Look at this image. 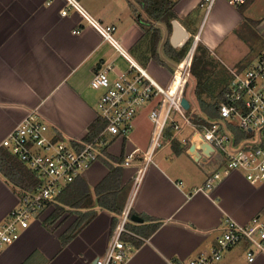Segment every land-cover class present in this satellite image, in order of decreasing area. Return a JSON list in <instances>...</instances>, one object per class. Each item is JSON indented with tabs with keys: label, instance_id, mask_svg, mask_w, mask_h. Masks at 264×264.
<instances>
[{
	"label": "crops",
	"instance_id": "obj_1",
	"mask_svg": "<svg viewBox=\"0 0 264 264\" xmlns=\"http://www.w3.org/2000/svg\"><path fill=\"white\" fill-rule=\"evenodd\" d=\"M75 1L100 25L114 27V37L131 58L164 86L170 83L189 46L202 45L208 50L202 52L208 54L209 60L216 51L222 52L225 41L235 35L245 46L242 55L245 57L234 62L226 55L228 61L215 58L229 73L231 67L224 62L243 68L264 50V47L252 50L255 44L247 42L245 37L264 30V18L255 19L253 13L261 0H251L243 7V11L251 12L250 18L226 0H215L209 10L204 0H174L176 16L170 21L171 31L166 24L152 21L134 0ZM64 10L68 11L66 15L62 14ZM214 14L223 21L226 17V21H213L212 30L205 33ZM139 19L151 22L153 29L160 31L161 41L156 49L153 29L148 31V26ZM166 46L173 54L167 53ZM208 60L200 67L207 65ZM123 61L127 62L126 66ZM108 65L114 66L113 79L119 73L130 72L128 61L80 11L68 6L67 0H0V146L32 112L39 114L48 126L47 134L57 140L89 142L95 138L98 134L91 137L90 133L94 124L102 120L97 107L101 91L94 90L90 82L96 72ZM189 84L187 99L204 112L197 88L190 93ZM217 103L216 100L212 105ZM150 108L140 110L128 138L108 136L105 152L109 159H99L62 193L66 201L74 202L87 194V206L70 208L58 200L31 223L18 241L0 251V264H95L106 251L117 216L131 194L139 159L149 145ZM104 125L103 121L102 130ZM134 151L137 159L131 166H125V158ZM216 168L198 154L196 145L187 151L181 142L165 143L140 178L133 215L144 222H133L130 226L140 238L127 237L138 243L132 242L135 250L126 264H187L198 253L215 245L226 218L241 225L255 216L264 218V184L252 186L239 172L224 178L210 192L189 196L204 185L208 174ZM113 171L116 175L110 180ZM20 196L19 187L0 173V226L19 205ZM57 206L73 212V217L68 220L65 215L69 213L65 212L53 228L46 226L50 215L44 218L45 214ZM85 216H88L86 221ZM79 222L82 223L79 232L64 246L63 236ZM156 223L160 227L146 236L147 228ZM219 264H264V256L250 263L243 244L228 251Z\"/></svg>",
	"mask_w": 264,
	"mask_h": 264
},
{
	"label": "built area",
	"instance_id": "obj_2",
	"mask_svg": "<svg viewBox=\"0 0 264 264\" xmlns=\"http://www.w3.org/2000/svg\"><path fill=\"white\" fill-rule=\"evenodd\" d=\"M215 0H204L208 10ZM241 7L251 0H226ZM68 6L80 11L108 43L130 65L129 73L111 78L114 66L96 72L90 86L101 91L98 102L103 130L89 142L63 141L49 136L37 112L30 113L2 142L0 148L11 151L35 175L37 184L32 191L23 192L19 205L0 226V251L19 240L22 233L50 206L58 202L65 189L87 172L99 159L112 138H128L135 128L140 110L151 107L148 117L152 125L149 145L139 159L138 171L131 194L117 216L105 253L95 264H126L135 250L125 237H138L130 226L133 202L143 171L153 162L155 154L165 143L181 142L187 151L196 145L198 154L215 164L204 185L189 196L212 191L217 183L239 172L252 186L264 184V50L248 66L231 69L225 99L214 106L215 116H208L186 97L191 78L196 47L185 55L166 86L156 81L139 66L114 37V27H103L93 20L75 0ZM67 10L62 12L67 14ZM188 101L186 108L183 99ZM190 153V151H189ZM194 153V152H193ZM193 153H191L193 155ZM137 151L127 155L123 164L131 166ZM182 187L183 185L180 184ZM208 251L198 253L187 264H219L224 255L239 245L246 246L250 263L264 256V218L255 216L241 225L230 218Z\"/></svg>",
	"mask_w": 264,
	"mask_h": 264
},
{
	"label": "trees",
	"instance_id": "obj_3",
	"mask_svg": "<svg viewBox=\"0 0 264 264\" xmlns=\"http://www.w3.org/2000/svg\"><path fill=\"white\" fill-rule=\"evenodd\" d=\"M138 5L146 12V14L149 16V18L152 21L161 22L168 26V30L171 31V24L170 21L173 19L176 14L174 12V4L170 0H136ZM248 5V4H247ZM241 6L240 11H243V7L247 6ZM139 22L143 25L148 26V31L153 29L151 22L144 21L142 19H139ZM153 38H154V48L156 49L157 44L159 41H161L160 31L153 29ZM204 50L208 53V50L202 46L197 45L196 52L199 54V52H202ZM166 51L169 55L173 54V51L166 46ZM196 54L194 57L193 65L191 68V77H194L197 81V87L200 88L204 84V75L205 71L201 69V65L204 64V59H202V54L200 56ZM183 54L180 56L182 57ZM201 89V88H200ZM227 90H223L217 99V102H222L225 99ZM199 101H200V107L201 109L207 113L210 116H215V112L213 110L212 104L207 103L204 99L201 98V94H199ZM103 127V121L98 120L96 124H94L92 130H91V137H94L95 135L99 134ZM91 137L88 138V141L91 140ZM17 158V157H16ZM9 151L5 149H0V173L14 186L19 187V191L21 195L23 192L32 191L34 190L37 179L34 176V174L22 163L21 161H18ZM103 159L108 158L109 155L107 152H104ZM115 170V169H114ZM118 170V168H116ZM116 175V172L113 171L110 176V180H112L113 176ZM80 195L77 200L72 201L71 199H68V201L65 200L64 194H62L59 197V201L63 203L64 205L70 207V208H85L88 203V195ZM74 205V206H73ZM65 207L63 206H57L54 213H52L49 218L47 219L46 226H50L52 223H54L60 216L65 214ZM88 216H85V221L87 220ZM82 223H76L74 226H72L66 234L63 236V245H67L79 232L81 228ZM160 227V223H156L155 225H151L147 228L146 236H150L153 234L158 228ZM127 239V237H125ZM146 239V238H144ZM131 242L137 244L138 241L135 239H131ZM140 245L143 244V241L140 240Z\"/></svg>",
	"mask_w": 264,
	"mask_h": 264
},
{
	"label": "rangeland",
	"instance_id": "obj_4",
	"mask_svg": "<svg viewBox=\"0 0 264 264\" xmlns=\"http://www.w3.org/2000/svg\"><path fill=\"white\" fill-rule=\"evenodd\" d=\"M134 1L136 2V0H134ZM171 2L176 6L177 3L174 2V0ZM136 4H138V3L136 2ZM175 6H174V8H175ZM236 9L239 13H241L245 17L250 18L252 16L251 12H246V10L242 12V11H240V8H236ZM253 13H254L255 19L259 20V19L264 18V0H261V2H259L255 5V8L253 9ZM213 21H218V22L223 23L226 21V17L224 18V21H223V20L217 18V14H214L209 20V25L206 27L205 33L207 32V30H209V31L212 30L211 29V23ZM245 35H246L245 37H246L247 42H250L252 45L255 44L254 46H252V50L257 51V50L261 49L262 47H264V30L261 33H259L258 31L257 32L253 31V32H251V34H245ZM192 48H193V45L189 46V49L187 48V53ZM196 48H197V46H196ZM221 51L222 52L216 51L215 52L216 55L214 57H211L209 60H208V54L207 53L199 52V54H198L196 52V49H195V53H194V57L196 54H198L200 56V54L203 53L202 58H205L204 62H206L205 60L209 61L208 63H206L207 65H205L203 68H201V69L205 68L204 69V71H205L204 80L206 83H205V85L203 84L202 86H200V88H201L200 89L199 87H197L196 79L194 77H191L190 78L191 82L189 84L188 90L190 93H193V91L196 90V88H197L196 93L198 94V96H199V94H201V98L204 99L209 104L215 103L218 95L220 94V92L222 90V88L225 85L230 84V82L232 81L231 73H229V71H227L226 68L222 67L223 64L222 63L220 64L218 62V60H216L215 58L218 59V57H219L221 60L228 61V60H225L226 58L224 55H226L229 57L230 62H234V60H236L238 58H239V60L241 59V56L244 55V51H246V49H245V46H243L237 40L236 36L234 35L228 41H225L224 47L221 48ZM187 53H185V55ZM185 55H184V57H185ZM243 57H245V56H242V58ZM193 61H194V59H193ZM246 61H244V62H246ZM123 63L125 64V65L123 64L124 66L127 65L126 61L125 62L123 61ZM224 63H226L227 66H229V68L231 67V69L235 68L234 66H231L232 64H230L229 62H224ZM197 94L194 93L196 98H197V96H196ZM195 106H196V104H195ZM54 210L55 209L53 208L49 212H47L45 214L47 216H45L44 218L51 215V213H54ZM66 212H68L69 215L66 216L65 215L66 213H65L62 216H60L54 223L51 224L52 228L54 227V225L58 224L61 221L60 218L64 217V215H65V217H67L68 220H70L73 217V212H71L70 210H68ZM68 220L66 222H69ZM63 226H65V225H63Z\"/></svg>",
	"mask_w": 264,
	"mask_h": 264
},
{
	"label": "water",
	"instance_id": "obj_5",
	"mask_svg": "<svg viewBox=\"0 0 264 264\" xmlns=\"http://www.w3.org/2000/svg\"><path fill=\"white\" fill-rule=\"evenodd\" d=\"M182 103L184 104V106L186 108L189 107L188 101L185 98L182 100ZM131 220L133 222H136V223H143L144 222V220L142 218H140L139 216H137L136 214L132 215Z\"/></svg>",
	"mask_w": 264,
	"mask_h": 264
}]
</instances>
